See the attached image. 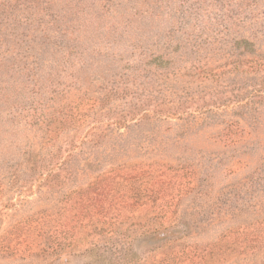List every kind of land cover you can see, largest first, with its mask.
<instances>
[{
    "label": "rangeland",
    "instance_id": "obj_1",
    "mask_svg": "<svg viewBox=\"0 0 264 264\" xmlns=\"http://www.w3.org/2000/svg\"><path fill=\"white\" fill-rule=\"evenodd\" d=\"M34 1L0 16V264H264V0Z\"/></svg>",
    "mask_w": 264,
    "mask_h": 264
},
{
    "label": "trees",
    "instance_id": "obj_2",
    "mask_svg": "<svg viewBox=\"0 0 264 264\" xmlns=\"http://www.w3.org/2000/svg\"><path fill=\"white\" fill-rule=\"evenodd\" d=\"M36 4L38 5L37 1L35 0L32 5V9L35 7ZM17 8L23 9V11L28 10V8L24 4H19V0H0V16L6 15L9 18L12 15L11 12H13V10Z\"/></svg>",
    "mask_w": 264,
    "mask_h": 264
}]
</instances>
